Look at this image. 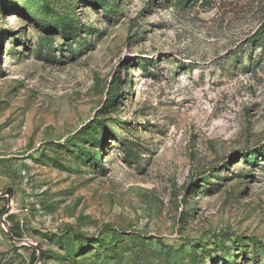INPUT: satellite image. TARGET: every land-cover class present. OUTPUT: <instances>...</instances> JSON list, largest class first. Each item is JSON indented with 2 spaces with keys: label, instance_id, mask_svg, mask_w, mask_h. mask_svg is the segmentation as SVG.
<instances>
[{
  "label": "rangeland",
  "instance_id": "374dc122",
  "mask_svg": "<svg viewBox=\"0 0 264 264\" xmlns=\"http://www.w3.org/2000/svg\"><path fill=\"white\" fill-rule=\"evenodd\" d=\"M177 2L0 0V264H264V0Z\"/></svg>",
  "mask_w": 264,
  "mask_h": 264
},
{
  "label": "trees",
  "instance_id": "16d2710c",
  "mask_svg": "<svg viewBox=\"0 0 264 264\" xmlns=\"http://www.w3.org/2000/svg\"><path fill=\"white\" fill-rule=\"evenodd\" d=\"M189 0H178L177 3H179V5L181 4H185L187 3ZM64 25V28L70 30V34L71 33H78L79 31V28H80V25L78 23H76L74 20H70L68 19V21L66 22V25L65 24H62ZM67 33V32H66ZM255 41L259 42V45H260V51H261V54L259 56V60L261 59V57L264 55V30L262 32H259V34L256 35V38H255ZM105 248H108L110 250V252H112V255L114 257H116V254H115V251L117 250V248L114 246L113 243H108V244H105L104 245Z\"/></svg>",
  "mask_w": 264,
  "mask_h": 264
},
{
  "label": "water",
  "instance_id": "95a60500",
  "mask_svg": "<svg viewBox=\"0 0 264 264\" xmlns=\"http://www.w3.org/2000/svg\"><path fill=\"white\" fill-rule=\"evenodd\" d=\"M13 194V190L11 188H8L4 194H1V197L7 196L10 198ZM8 234L11 236V233L8 231Z\"/></svg>",
  "mask_w": 264,
  "mask_h": 264
}]
</instances>
